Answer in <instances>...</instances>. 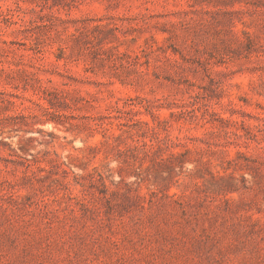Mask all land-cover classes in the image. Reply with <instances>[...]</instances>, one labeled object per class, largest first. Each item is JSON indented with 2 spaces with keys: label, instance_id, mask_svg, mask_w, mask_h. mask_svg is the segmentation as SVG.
I'll return each instance as SVG.
<instances>
[{
  "label": "rangeland",
  "instance_id": "374dc122",
  "mask_svg": "<svg viewBox=\"0 0 264 264\" xmlns=\"http://www.w3.org/2000/svg\"><path fill=\"white\" fill-rule=\"evenodd\" d=\"M0 264H264V0H0Z\"/></svg>",
  "mask_w": 264,
  "mask_h": 264
}]
</instances>
